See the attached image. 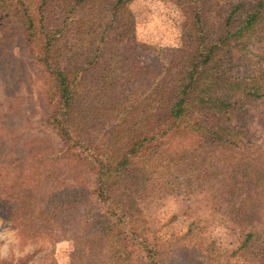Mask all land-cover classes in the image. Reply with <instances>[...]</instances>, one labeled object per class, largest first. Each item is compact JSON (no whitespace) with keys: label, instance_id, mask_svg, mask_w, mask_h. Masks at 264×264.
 I'll return each instance as SVG.
<instances>
[{"label":"trees","instance_id":"obj_1","mask_svg":"<svg viewBox=\"0 0 264 264\" xmlns=\"http://www.w3.org/2000/svg\"><path fill=\"white\" fill-rule=\"evenodd\" d=\"M130 1L0 0V30L15 26L42 73L46 123L60 143L51 160L59 162L63 173L51 186V204L63 225L68 227L65 218L72 217L74 205L89 193L103 206L102 218L112 219L119 233L139 248L136 264H170V239L150 227L132 230L119 206L135 198V181L164 137L187 139L182 145L237 149L231 118L244 104L264 97V0H237L218 15L211 13L212 0H174L184 19L181 46L140 44L159 60L153 70L150 60L140 61V55L130 51L135 43ZM250 46L263 70L244 78L229 75V55ZM76 52L85 54V67L71 80L65 64ZM159 96L165 112L150 118L147 108ZM163 166L164 184L157 192L138 196V201L143 196L155 200L189 193L190 171L178 160ZM40 172L51 176L44 167ZM82 174L89 176V187L71 184L73 175ZM259 184L261 196L253 202L264 207V178ZM249 199L232 210L234 219L258 215L247 211ZM258 216L241 229L231 252L252 264H264L255 259L260 255L264 261V213ZM82 218L89 225L88 214ZM192 224H187L188 232ZM74 242L78 264H98L87 258L86 240Z\"/></svg>","mask_w":264,"mask_h":264},{"label":"rangeland","instance_id":"obj_2","mask_svg":"<svg viewBox=\"0 0 264 264\" xmlns=\"http://www.w3.org/2000/svg\"><path fill=\"white\" fill-rule=\"evenodd\" d=\"M235 1L212 0V15ZM128 10L135 40L130 51L139 54L140 61L150 60L148 66L153 70L159 60L153 50L146 51L140 44L180 47L182 12L174 0H131ZM255 51L253 46L245 52L233 51L228 74L244 78L262 71ZM84 67L83 52H76L65 64L71 80H77ZM43 99L40 67L24 48L15 26L6 25L0 30V218L10 221L25 241L37 246L36 264H78L74 239L87 241V258L98 264H136L139 248L129 236L119 233L112 219L102 218L103 206L89 193L74 205L72 217L65 218L68 227L51 204V186L63 173L59 162L51 160L60 143L46 123L49 109ZM147 112L150 118L163 114L164 98L157 97ZM230 121L238 141L234 152L217 145H182L188 141L184 138H162L146 161L144 174L135 181V198L119 206L132 230L150 227L164 240L170 239V264H252L231 252L240 241L241 229L249 228L264 213L263 205L257 207L253 202L261 196L257 181L264 178V97L244 104ZM173 160L190 171L189 193L179 191L155 200L143 196L139 202L138 196L159 191L165 178L163 165ZM42 167L51 176L41 175ZM73 183L78 188L89 187L91 180L88 175H73ZM247 196V211L253 209L258 215L247 213L243 219H234L232 210ZM87 214L89 225L82 218ZM260 257L255 259L264 263ZM32 261V256L25 259L26 264Z\"/></svg>","mask_w":264,"mask_h":264},{"label":"clouds","instance_id":"obj_3","mask_svg":"<svg viewBox=\"0 0 264 264\" xmlns=\"http://www.w3.org/2000/svg\"><path fill=\"white\" fill-rule=\"evenodd\" d=\"M37 246L32 241H25L10 221L0 218V264H21L29 256L31 264H36Z\"/></svg>","mask_w":264,"mask_h":264}]
</instances>
